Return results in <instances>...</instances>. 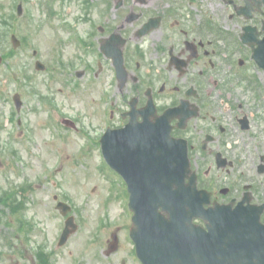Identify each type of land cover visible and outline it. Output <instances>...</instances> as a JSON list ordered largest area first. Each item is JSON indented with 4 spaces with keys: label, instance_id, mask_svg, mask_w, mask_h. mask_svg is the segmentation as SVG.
<instances>
[{
    "label": "rangeland",
    "instance_id": "374dc122",
    "mask_svg": "<svg viewBox=\"0 0 264 264\" xmlns=\"http://www.w3.org/2000/svg\"><path fill=\"white\" fill-rule=\"evenodd\" d=\"M38 1H28V20H15L13 21L14 23H10L13 12L11 8L14 0H0V29L12 30L11 26H13L18 36L21 35L26 40H34L36 47L41 46L46 53L49 51V35L40 28ZM5 44L10 46L9 38L5 40ZM31 50L28 47L24 54L16 56L15 62L11 63V66H23L22 68H25L23 75L28 74L32 77V82L28 83L27 86L23 85L21 90L28 87L26 88L28 93L31 90L29 85H33V87L35 86L44 92L43 81L46 74L36 71L33 67ZM6 69H8L6 64L0 65V153H3V155L0 154V186L3 189H8L11 184L16 182H18L17 184L24 183L32 186V190L27 192L28 205L26 210L27 218L36 225L31 239L32 242L30 243L31 248H37L47 243L48 251L55 252L57 259L55 264H122L128 246L122 241V238L120 240V235L116 231L118 226L121 225L120 208L115 205L112 211L109 210L110 225L100 232L97 231L96 227L102 220V209L105 207L104 198L107 193V188L99 173L94 167V171L90 172L84 171L80 167H74L69 170L66 164L62 165L57 171H53L51 167L54 165V160L52 161L47 154L45 146L48 147L54 142L48 143L52 139L41 126H36L30 121L31 124L28 127V114L25 110H21L17 114L16 121H18V126H12L10 118L13 107H11L10 99L17 88L15 87V82L7 76ZM21 82H23L22 79ZM26 100L30 104L37 102L32 96L28 95H26ZM83 105L86 106L87 103ZM41 106L38 107V111L29 113L32 121L41 116ZM66 109L73 115L76 110H80L86 118L85 124H94L97 127V118L95 116L90 118L91 111L87 109L81 110L76 98H72L66 103ZM45 118L43 114L42 121ZM20 120L21 122L19 123ZM91 127L93 128V126ZM11 135L12 138H10ZM9 142L15 143L16 146L13 144L8 145ZM79 143L78 141L77 144ZM29 146H31L34 154L31 153ZM5 147V153L8 154V158L3 152ZM12 151H16L17 155L18 153L20 154L18 165H11L14 162L11 157L16 156ZM67 155L68 153H66V157ZM22 165L23 168H21ZM68 166L70 167V165ZM54 180L62 184L66 192L74 195V204L80 209L79 216L85 220V226L82 225L81 234L73 235L66 245L61 248H57L61 223L60 215L55 208L57 202L54 201V197H61V193L57 185L53 184ZM3 223L4 221L0 220V259L3 257L1 259L2 264H34V254L30 248L26 247L24 257L11 259L10 257L12 256L6 253L7 248L3 238L6 237V240L9 239L11 241H14L15 238L6 236V231L1 226ZM114 232H117L120 245L117 249L118 252L113 254L110 259H107L105 252ZM97 253H100V256H97ZM2 254L4 255L2 256Z\"/></svg>",
    "mask_w": 264,
    "mask_h": 264
},
{
    "label": "flooded vegetation",
    "instance_id": "af4514ba",
    "mask_svg": "<svg viewBox=\"0 0 264 264\" xmlns=\"http://www.w3.org/2000/svg\"><path fill=\"white\" fill-rule=\"evenodd\" d=\"M214 1L216 2L217 0ZM233 1L235 4H238V2H242L243 0ZM133 2L139 10L135 12L131 9L128 15H131V12L134 11V15L139 23L149 16V18L154 20L155 30L158 31L161 36L165 35L163 39L164 43L169 42L171 44L172 51H169V54H167V70L162 73L166 77L170 76V78H168L170 82H172L173 79L177 80L178 84L173 85V90H176L177 86L181 85L184 91L193 88L196 92L206 90L209 95H212L219 84V81L214 80V78L210 77L209 79V75H215L213 71L211 72L212 62L201 56L199 47L203 45L199 44L198 47V42L195 39H189L187 35L190 27L200 22L206 0H133ZM123 4L124 3H122V5ZM209 6L214 9L218 7V4L216 3ZM131 8H135L136 10L134 6ZM204 17L206 18V15ZM259 21H261L260 16L255 14L250 23L253 26H257ZM204 27L207 28L211 37L217 41L220 32L216 27L213 25ZM205 28L201 30L200 36L206 39L208 38V32ZM154 39V45L157 47L158 41L160 40L159 35H155ZM190 42L196 45L194 52L190 50L188 45ZM232 54L239 58H245L247 55L240 45H235ZM159 55L166 56L165 53L156 50L154 56L157 58ZM176 57L178 60L174 59ZM179 61H182L184 65L186 63L188 64L186 71L180 76L178 69L174 68V64H181ZM123 64L126 67L124 56ZM252 68L253 65L251 62L245 66L243 62L242 66H238L235 69V76L240 78L244 72H253ZM138 78L144 77L138 75ZM163 81H166L165 77ZM164 89H166V84L163 86V90H160L158 94H164ZM227 94L231 97V101L227 108H220L216 103H212L211 109H208L209 111L207 113H203L204 116L195 120L192 127L198 130V135L203 132L211 133V140L209 141L208 148L209 156L206 157L207 160L209 162H214V156L220 153L234 169L242 162L239 160V148L234 146L231 141L236 135L235 130H237V127L240 129V118L245 115L248 116V126L250 128L259 127L255 125H257L261 119V116L258 115L261 112L264 113V95L263 101L259 99L255 100L250 94V90L247 87H243V85L237 87L232 86ZM196 102L203 105L205 108L207 106L206 98L202 97L200 94H198ZM199 122H203L204 126ZM197 137L198 136H196V138ZM193 140H195V138H193ZM262 157H264V155L259 156V160H261ZM257 165L258 164H254L253 166L257 169ZM249 186L252 188L253 194L254 190L257 192L258 186L253 180L250 182Z\"/></svg>",
    "mask_w": 264,
    "mask_h": 264
},
{
    "label": "water",
    "instance_id": "95a60500",
    "mask_svg": "<svg viewBox=\"0 0 264 264\" xmlns=\"http://www.w3.org/2000/svg\"><path fill=\"white\" fill-rule=\"evenodd\" d=\"M159 262L161 264H167V260L165 258H159ZM149 264V263H148Z\"/></svg>",
    "mask_w": 264,
    "mask_h": 264
}]
</instances>
